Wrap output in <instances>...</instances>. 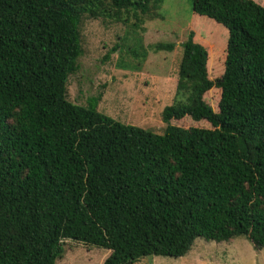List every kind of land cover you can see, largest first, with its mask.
<instances>
[{
  "label": "trees",
  "instance_id": "1",
  "mask_svg": "<svg viewBox=\"0 0 264 264\" xmlns=\"http://www.w3.org/2000/svg\"><path fill=\"white\" fill-rule=\"evenodd\" d=\"M162 1L0 0V264H56L68 239L109 249L103 264L184 257L198 237L264 248V0H192L227 38L211 50L189 23L161 127L68 96L84 20L137 31ZM122 39L127 69L176 46Z\"/></svg>",
  "mask_w": 264,
  "mask_h": 264
},
{
  "label": "rangeland",
  "instance_id": "2",
  "mask_svg": "<svg viewBox=\"0 0 264 264\" xmlns=\"http://www.w3.org/2000/svg\"><path fill=\"white\" fill-rule=\"evenodd\" d=\"M157 11L160 15L146 18L137 31H133L130 23L110 18L84 20L80 68L68 81V96L72 101L86 105L90 97L99 95L98 109L124 123L146 128L161 127L165 123L162 110L174 100L183 51L181 43L191 25L194 27L189 23L194 21L195 14L192 0H163ZM195 23L202 27V31L196 29L195 39L209 49L216 44L215 38L221 37L223 41L227 38L225 27L204 21ZM130 34L142 36L144 46L160 41L176 42V46L171 51L151 49L140 68H120L121 53L115 49L116 44L121 45L122 38ZM126 59H132L129 52ZM209 95V100L215 102L216 94L211 91ZM64 247L56 264H103L109 253V249L72 239L66 240ZM132 264H264V248L256 249L244 236L230 241L198 237L184 257L154 255Z\"/></svg>",
  "mask_w": 264,
  "mask_h": 264
}]
</instances>
